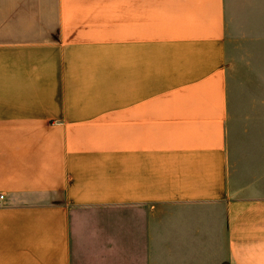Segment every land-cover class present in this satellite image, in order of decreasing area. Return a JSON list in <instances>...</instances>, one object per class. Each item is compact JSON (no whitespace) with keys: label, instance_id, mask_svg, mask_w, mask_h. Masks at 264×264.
I'll use <instances>...</instances> for the list:
<instances>
[{"label":"crops","instance_id":"obj_1","mask_svg":"<svg viewBox=\"0 0 264 264\" xmlns=\"http://www.w3.org/2000/svg\"><path fill=\"white\" fill-rule=\"evenodd\" d=\"M224 36V0H0V264H264Z\"/></svg>","mask_w":264,"mask_h":264},{"label":"rangeland","instance_id":"obj_2","mask_svg":"<svg viewBox=\"0 0 264 264\" xmlns=\"http://www.w3.org/2000/svg\"><path fill=\"white\" fill-rule=\"evenodd\" d=\"M224 2L230 184L264 193V0Z\"/></svg>","mask_w":264,"mask_h":264},{"label":"built area","instance_id":"obj_3","mask_svg":"<svg viewBox=\"0 0 264 264\" xmlns=\"http://www.w3.org/2000/svg\"><path fill=\"white\" fill-rule=\"evenodd\" d=\"M4 198V194L0 192V200Z\"/></svg>","mask_w":264,"mask_h":264}]
</instances>
